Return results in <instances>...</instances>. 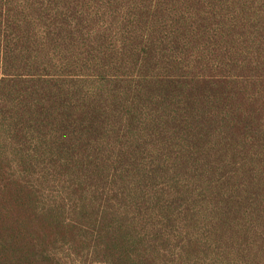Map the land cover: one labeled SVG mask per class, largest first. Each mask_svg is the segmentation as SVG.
<instances>
[{
    "label": "rangeland",
    "instance_id": "1",
    "mask_svg": "<svg viewBox=\"0 0 264 264\" xmlns=\"http://www.w3.org/2000/svg\"><path fill=\"white\" fill-rule=\"evenodd\" d=\"M0 162L62 264H264V0H0Z\"/></svg>",
    "mask_w": 264,
    "mask_h": 264
},
{
    "label": "trees",
    "instance_id": "2",
    "mask_svg": "<svg viewBox=\"0 0 264 264\" xmlns=\"http://www.w3.org/2000/svg\"><path fill=\"white\" fill-rule=\"evenodd\" d=\"M37 188L0 162V264H62L51 249L61 225Z\"/></svg>",
    "mask_w": 264,
    "mask_h": 264
}]
</instances>
